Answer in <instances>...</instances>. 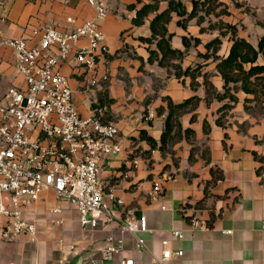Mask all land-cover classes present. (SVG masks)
Wrapping results in <instances>:
<instances>
[{
    "label": "crops",
    "instance_id": "crops-1",
    "mask_svg": "<svg viewBox=\"0 0 264 264\" xmlns=\"http://www.w3.org/2000/svg\"><path fill=\"white\" fill-rule=\"evenodd\" d=\"M110 1L111 13L100 23L108 53L97 69V76L107 74L109 82H101L91 91L82 89L85 74L75 58L62 64L59 71L69 79L82 116H89L96 102L109 107L105 120L119 128L122 152L101 163L100 177L107 193L123 200L124 205L118 207L108 197L113 221L84 229L75 206L46 193L27 211L37 225L36 241L25 234L11 241L0 238V264H120L124 258L134 259L136 264H154L164 250L163 241H168L173 251H184V256L171 264H264V94L246 93L241 88L236 91L233 84L225 94L215 57L228 56L233 44L230 34L224 39L219 29L209 33L206 20L199 24L196 18L184 28L178 21L187 15L173 12L167 25L173 35L170 44L183 56L161 66V55L149 61L150 51L157 50L156 42L149 45L140 38L151 37V21L168 8V1L159 0L158 10L140 26L134 24L138 10L154 0ZM180 1L190 13L193 0ZM219 1L248 28L237 36L258 48L264 36V0ZM0 12L5 17L0 25L4 37L25 38L30 46L37 44L44 26L70 32L94 15L85 0H7ZM68 17L77 23L68 24ZM238 22L226 21L234 26ZM217 37L222 44L214 53L207 44ZM84 45L86 40L78 43ZM47 54L57 56L58 49ZM0 80L4 84L0 97L24 84L9 49L0 52ZM193 98L198 100L178 117L181 128L175 127L173 138L162 146L169 101L177 105ZM223 110L229 112L225 124L218 113ZM150 113L155 117L147 121ZM144 136L153 138L157 146L152 147ZM193 137L205 149L193 152ZM177 141L183 145L174 146ZM172 155L177 165H173ZM213 172L221 179L214 182ZM156 181L163 188L159 202L149 198ZM56 208L60 213H52ZM126 215L146 217L149 231L143 235L144 248L139 249L136 237L122 234L121 221ZM191 218H197L204 228L192 227ZM5 222L0 217V233ZM175 231L184 238L176 239ZM112 246H120V252L107 259L106 250Z\"/></svg>",
    "mask_w": 264,
    "mask_h": 264
},
{
    "label": "built area",
    "instance_id": "built-area-1",
    "mask_svg": "<svg viewBox=\"0 0 264 264\" xmlns=\"http://www.w3.org/2000/svg\"><path fill=\"white\" fill-rule=\"evenodd\" d=\"M85 1L94 10L91 18L70 32L44 26L35 46H30L25 38H6L0 30V52L12 51L15 68L24 82L0 97V217L6 219L0 233L2 240L11 241L25 234L36 241L37 225L28 218L27 211L49 192L75 206L84 229L113 221L108 197L118 207L124 205L123 200L107 193L100 177L101 163L122 152L119 128L105 120L109 107L96 102L90 115L82 116L69 79L59 71L62 64L75 58L85 74L80 82L82 89L91 91L101 82H109L107 74L97 76V69L108 53L100 23L111 13V1ZM6 2L0 0V8ZM4 18L0 12V25ZM67 23L77 21L68 17ZM81 40H86L87 45L78 46ZM52 48L58 49L57 56L47 54ZM154 117L150 113L146 120ZM149 198L153 202L162 200L159 181L154 182ZM162 208L165 210L166 206ZM60 211L56 208L52 213ZM189 223L194 228H204L197 218H191ZM148 231L145 216L126 215L121 221L122 234L136 237L139 249L145 247L143 235ZM173 236L178 240L184 238L178 231ZM168 244L162 242L164 250L154 264H171L184 256L183 250L173 251ZM120 249L109 247L106 258ZM120 264L136 263L124 258Z\"/></svg>",
    "mask_w": 264,
    "mask_h": 264
},
{
    "label": "trees",
    "instance_id": "trees-1",
    "mask_svg": "<svg viewBox=\"0 0 264 264\" xmlns=\"http://www.w3.org/2000/svg\"><path fill=\"white\" fill-rule=\"evenodd\" d=\"M154 1L155 2L153 4H146L140 10H138L137 16L134 19L135 25H143L149 14L158 10L159 0ZM167 1L169 3L168 8L165 11L157 14L151 21V37L140 38L141 41L146 42L149 45H152L156 42L157 50L150 51L151 56L149 61L153 62L155 59H159V55H161L159 60V64L161 66H164L166 61L169 62L175 58L180 59L183 56V53L180 50L172 49L170 44V40L173 35L169 34L167 25L172 20L173 12H176L180 17L187 15L186 19L178 21V24L185 28L187 23L195 18L199 24L203 23L206 20V15H210L212 10L210 8L211 4H218L219 6L223 5L219 0H193V9L190 13H187L184 4L180 0ZM235 5L236 7L240 6L239 3H235ZM130 8L134 9L135 6H130ZM205 11V16L200 15V13ZM226 27V31L223 30V27L219 28L221 36L224 37L230 34V39L233 41V44L226 58H218L217 56L215 57L217 60H219L217 69L225 82V94L230 92V84L234 85L233 89L236 91L241 88L246 93H257V91H260L261 94H264V63L260 64L261 59L264 62V36L260 39L258 48H255L244 38H239L237 36L238 30L236 26L226 24ZM198 41L199 40H196V43ZM183 42L185 47H188L189 43L186 37L183 38ZM221 44V39L217 37L207 44V48H214V53H216L219 50ZM246 67L249 68L247 69ZM185 73L188 72L186 71ZM176 76L177 78L180 77V73L178 71L176 72ZM239 84L240 87L238 86ZM256 87H259V90H256ZM211 89L213 88H209V91H211ZM197 100V98H193L177 105H174L171 103V101H169V114L166 118L165 131L161 137L162 146H166L173 138V131L175 127L181 128L178 121L179 115H181L192 102H196ZM231 100L235 102L236 98L231 96ZM188 132L190 133L189 130H187V133ZM144 137L152 147L157 146V142L153 138L146 136ZM213 179H215L214 182H216V180L221 179V177L217 179L213 172Z\"/></svg>",
    "mask_w": 264,
    "mask_h": 264
},
{
    "label": "rangeland",
    "instance_id": "rangeland-1",
    "mask_svg": "<svg viewBox=\"0 0 264 264\" xmlns=\"http://www.w3.org/2000/svg\"><path fill=\"white\" fill-rule=\"evenodd\" d=\"M210 8L212 9L210 12V15L209 14L206 15V26L210 30L209 33L212 32L214 29H219L220 27H223V30L226 31L227 30L226 24H228L226 23V21H229V22L239 21L235 13L229 12L228 8H224L223 5L219 6L218 4H211ZM248 12L251 13L250 10H248ZM205 14H206V11L202 12V15L205 16ZM236 27H237L238 32L240 33L248 32V28L244 24H241L238 22ZM224 39H227V36L224 37ZM3 85H4L3 82H0V89H2ZM218 113H219V117L222 118L223 116V120L221 121V124H225L224 120H225V117L229 115V112L225 113V110H223V111H219ZM191 143H192L193 152H197L199 150L205 149L204 145H202L199 141L195 140V137H193V140ZM174 144H175L174 146H178L179 144H181V146L183 145L182 142L180 141H177ZM172 162H173V165L178 164V160L175 159L174 155H172Z\"/></svg>",
    "mask_w": 264,
    "mask_h": 264
},
{
    "label": "water",
    "instance_id": "water-1",
    "mask_svg": "<svg viewBox=\"0 0 264 264\" xmlns=\"http://www.w3.org/2000/svg\"><path fill=\"white\" fill-rule=\"evenodd\" d=\"M68 264H74V263H68Z\"/></svg>",
    "mask_w": 264,
    "mask_h": 264
}]
</instances>
